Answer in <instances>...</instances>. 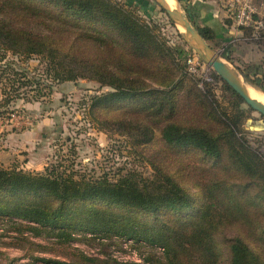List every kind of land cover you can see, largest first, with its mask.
<instances>
[{
    "label": "rangeland",
    "instance_id": "1",
    "mask_svg": "<svg viewBox=\"0 0 264 264\" xmlns=\"http://www.w3.org/2000/svg\"><path fill=\"white\" fill-rule=\"evenodd\" d=\"M21 1L29 5L32 19L25 25L12 22L14 31L53 42L67 55V63L86 64L74 69L91 78L125 80L144 90L97 111L94 124L87 117V100L110 88L91 79L52 84L40 56L0 48V166L43 173L61 165L60 171L79 177L109 175L112 180L123 169L151 178L164 174L192 202L146 212L101 200L63 203L44 193L0 192V208L6 212L35 206L47 215L44 219L35 210L29 219L0 215V264H234L232 247L240 244L257 257L252 264H264V116L245 102L237 103L250 117L236 109L225 93L226 83L213 79L215 72L206 64L198 77L209 82L199 87H212L231 121L244 123L250 150L263 163L262 177L242 171L224 144L223 156L214 158L198 149L172 146L164 137L169 125H177L202 128L229 141L224 136L227 123L184 69V59L195 52L182 27L155 0H114L149 24L167 51L154 55L101 16L78 14L48 0ZM179 1L188 15V4ZM219 6L222 12L216 19L225 25L223 4ZM206 42L233 70L264 86V39L243 41L236 29L226 27L221 39ZM90 209L95 212L92 224L77 225L83 222L77 212ZM55 223L62 225L59 236ZM93 226L105 232L65 233L68 227Z\"/></svg>",
    "mask_w": 264,
    "mask_h": 264
},
{
    "label": "trees",
    "instance_id": "2",
    "mask_svg": "<svg viewBox=\"0 0 264 264\" xmlns=\"http://www.w3.org/2000/svg\"><path fill=\"white\" fill-rule=\"evenodd\" d=\"M48 1L57 3L65 9L77 12L78 14L101 16L115 25L127 36V38L131 39L136 46L141 47L142 50L148 49L154 55L167 54L166 49L160 45V42L157 40L149 24L139 19L134 13L114 0ZM198 1L201 0H185V3L188 4H186V11L191 22L198 28L205 40L215 41L216 39H221L224 35V28H232V22L226 20L225 25L219 24L212 13H205L198 8V5H202ZM28 6L29 5L21 0H0V48L27 57H33L34 55L40 56L48 66L46 72L52 84L76 82L79 79H91L100 82L103 87L110 88V91L101 95L90 96L87 100V117L91 123H97L95 113L100 111L103 107L111 106L127 98L135 97L140 91L144 90V88L127 85V81L125 80L113 79L105 82L104 79L91 78L86 73L74 69L76 66H84L86 64L73 62L72 60L71 63H67V55H64L60 50L53 47V42L51 44L42 40H32L14 31L11 27L12 22L25 25V20L30 21L32 19L31 16L27 15L29 13ZM14 15L16 16L15 18L12 17ZM198 20L201 21L203 26H200ZM184 69L186 73L194 79L196 86L209 99L217 115L227 123V131L224 133V136L227 137L229 141L220 140L219 136L215 137L202 128H182L177 125H169L164 134L167 142L176 147L198 149L204 154L214 158L223 156L224 144L229 147L242 171L246 172L251 177L261 178L263 163L260 156L250 150L248 132L242 129L244 123L240 122V120L231 121L230 114L226 112L224 106H222L223 104L219 102L212 87L207 85L205 90L199 87L201 79L188 72L186 59H184ZM254 74L260 75L257 71ZM141 82L142 81L138 83L141 84ZM257 83L264 89L260 81H257ZM52 87L53 85L50 88ZM224 88L229 100H233L236 103L235 108L240 109V111L242 110L245 117L249 116L248 109H243V107L238 104L244 103L241 97L227 84H225ZM150 140L151 139H148L147 142ZM60 167L61 165L50 166L47 167L43 173H35L28 172L19 167L8 169L0 166V192L13 194L44 193L63 203L101 200L110 204L137 208L146 212L183 208L189 206L192 202L188 193L180 185L171 180L169 176L164 174L151 178L143 177L142 174L131 169H123L121 173L119 171L120 175H118L119 177L115 180L110 179L109 175H104L95 179L85 176L79 177L77 174L69 172L67 169L60 171ZM235 202L237 203L236 200ZM31 208L32 209H30V206H27L24 208V212L21 211L19 213L6 212L0 208V215H20L22 219H29L33 218L30 217V215H34L31 210H35L38 212V215L43 216L44 219L47 218V215H44V212L40 208L35 206ZM77 215H81L80 217L83 222H77L76 224L85 226L87 224H92V217L95 215V212L90 209L77 212ZM37 220L39 221V218H37ZM204 220L205 218L203 221ZM61 226L62 225H57V223H55L58 236L63 230ZM199 226L200 225H198V227ZM69 229L79 230L80 232L89 231L96 234L105 232L94 226L93 229H89L88 227H82V229L68 227L65 231L66 234H68ZM137 240L139 241V239ZM232 253L234 264H252V262H256L257 260L254 253L244 244L233 246Z\"/></svg>",
    "mask_w": 264,
    "mask_h": 264
},
{
    "label": "water",
    "instance_id": "3",
    "mask_svg": "<svg viewBox=\"0 0 264 264\" xmlns=\"http://www.w3.org/2000/svg\"><path fill=\"white\" fill-rule=\"evenodd\" d=\"M167 14L177 22L183 29L187 40L193 51L200 57V59L210 66L217 78L223 80L230 88L237 93L241 99L250 106L253 110L259 112L264 116V104L250 97L248 92L242 87L240 82L237 80L236 71L225 62L221 57L214 54L212 48L206 42L199 30L193 25L188 15H186L180 6V1L176 0L178 9L172 10L166 5L165 0H155ZM240 74V73H239ZM247 82L252 86L260 89L264 92L254 81L249 79L247 76L240 74Z\"/></svg>",
    "mask_w": 264,
    "mask_h": 264
},
{
    "label": "built area",
    "instance_id": "4",
    "mask_svg": "<svg viewBox=\"0 0 264 264\" xmlns=\"http://www.w3.org/2000/svg\"><path fill=\"white\" fill-rule=\"evenodd\" d=\"M223 4V12L225 20L232 22V28L238 31L243 41H260L264 39V0H212L211 4H215L217 8L216 14L222 12L219 3ZM208 4V3H207ZM187 68L190 74L200 76L205 72L206 64L202 62L196 53L190 54L186 60ZM211 68L207 67V70ZM213 79L217 78L216 74ZM201 78L200 87H204L208 83V79Z\"/></svg>",
    "mask_w": 264,
    "mask_h": 264
},
{
    "label": "bare ground",
    "instance_id": "5",
    "mask_svg": "<svg viewBox=\"0 0 264 264\" xmlns=\"http://www.w3.org/2000/svg\"><path fill=\"white\" fill-rule=\"evenodd\" d=\"M165 2H166V5L169 6L170 9L172 10L178 9L176 0H165ZM236 77H237V80L242 85V87L248 92L251 98L258 100L259 102L264 104V92L263 91L252 86L239 73H236Z\"/></svg>",
    "mask_w": 264,
    "mask_h": 264
},
{
    "label": "crops",
    "instance_id": "6",
    "mask_svg": "<svg viewBox=\"0 0 264 264\" xmlns=\"http://www.w3.org/2000/svg\"><path fill=\"white\" fill-rule=\"evenodd\" d=\"M199 6V7H198ZM197 7L199 8V9H201V10H203L205 13H207V12H209V13H212L213 14V16L215 17V18H217L218 16H217V14H216V11H217V7H216V5L215 4H211V5H205V4H202V5H198ZM216 20H218V19H216ZM200 22V26H203V24L201 23V21H199ZM44 125V123H42V125L41 126H43ZM32 132H35V134L37 133V131L36 130H33ZM26 134L24 133V135L23 136H25ZM28 136V135H27ZM22 139L23 138H25V137H22V136H20ZM12 139L14 138V137H11ZM27 138V137H26ZM28 138H34V136H28ZM30 165H31V162H30Z\"/></svg>",
    "mask_w": 264,
    "mask_h": 264
}]
</instances>
